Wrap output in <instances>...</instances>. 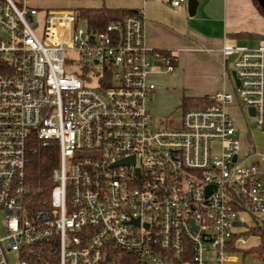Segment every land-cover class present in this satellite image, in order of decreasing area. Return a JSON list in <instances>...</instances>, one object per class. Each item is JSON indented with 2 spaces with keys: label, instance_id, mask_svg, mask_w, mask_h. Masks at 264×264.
<instances>
[{
  "label": "built area",
  "instance_id": "1",
  "mask_svg": "<svg viewBox=\"0 0 264 264\" xmlns=\"http://www.w3.org/2000/svg\"><path fill=\"white\" fill-rule=\"evenodd\" d=\"M222 52L233 89L154 126L155 76L176 57L145 44L142 9L94 29L75 10L0 0V264H223L243 216L264 218V163L240 154L233 115L261 130L264 160V44ZM50 142L59 162L38 206L27 155Z\"/></svg>",
  "mask_w": 264,
  "mask_h": 264
},
{
  "label": "crops",
  "instance_id": "2",
  "mask_svg": "<svg viewBox=\"0 0 264 264\" xmlns=\"http://www.w3.org/2000/svg\"><path fill=\"white\" fill-rule=\"evenodd\" d=\"M194 14H189L187 5L173 8L168 0H69L73 8L142 9L145 44L150 48L170 51L176 57L174 73L158 92L166 94L178 91L194 97L212 96L215 92L233 89L232 79L227 70L234 56L223 55L224 47L256 48L264 44V15L253 0H196ZM247 36H237V35ZM159 83V82H158ZM263 135V134H262ZM250 142L256 154L250 161L264 160L263 138L260 147ZM254 224L237 229L246 233ZM249 239L238 242L236 248L245 251ZM232 253H229L230 255ZM263 260L262 253L255 254ZM233 257L224 260L232 262ZM224 264V263H223Z\"/></svg>",
  "mask_w": 264,
  "mask_h": 264
},
{
  "label": "trees",
  "instance_id": "3",
  "mask_svg": "<svg viewBox=\"0 0 264 264\" xmlns=\"http://www.w3.org/2000/svg\"><path fill=\"white\" fill-rule=\"evenodd\" d=\"M253 1L258 10L264 15V11L258 2L256 0ZM75 11L79 18L85 19L88 26L94 29H102L113 21L121 20L128 15L134 14L133 10L113 9L104 6L99 8H77ZM237 36L247 35L239 34ZM181 101L183 109L208 108L214 105V101L210 96H183ZM32 147V150L27 155L25 182L29 188V196L35 201L36 205L40 206L43 199L48 196L50 188L52 187L51 174L53 169L58 166L59 152L55 142H50L47 145L35 143ZM245 235L258 237L260 243L257 247L244 251V253L256 252L264 255V218L260 222L254 220V225ZM237 251L240 250L233 247L230 248L231 253ZM185 260H190V258L183 257L182 261Z\"/></svg>",
  "mask_w": 264,
  "mask_h": 264
},
{
  "label": "rangeland",
  "instance_id": "4",
  "mask_svg": "<svg viewBox=\"0 0 264 264\" xmlns=\"http://www.w3.org/2000/svg\"><path fill=\"white\" fill-rule=\"evenodd\" d=\"M30 6H33L35 8H38V11L44 12L46 10H75L77 8H73L70 6H67L66 3L69 2V0H27ZM35 19L39 22V25L41 26L43 21H42V15L38 14L35 16ZM39 26V27H40ZM79 27L85 26V22L81 21L78 25ZM67 55L76 58V54L73 52H68ZM174 72L171 73H166V74H158L155 76V81L157 83L158 87H162L164 82L168 80L172 76ZM159 82V83H158ZM156 97L154 95L150 108L151 112L154 117V126L159 125L160 122L162 124H165L167 127H174L178 122L179 119L182 115L183 112V107H182V97H194L190 94L185 93H180L173 91L170 89V92L166 94H160L158 92ZM233 115L236 120V124L238 126L239 132H238V137L241 142V155L247 153L249 151V146H250V139H253V143L260 147L261 144V139L263 138L261 130L257 129L254 124L252 119H246L244 122L243 119L239 116L236 110H233ZM242 115V114H241ZM246 126L250 131V134L246 131ZM214 149L217 151L218 148L215 145ZM250 161V159H249ZM244 219L249 222L250 224H254L253 218H251L250 215L246 214L243 216ZM249 239L248 242V247L243 248V250L248 251L251 250L255 247H257L260 243V240L256 236H247ZM256 252H249V253H244V251H237L233 252L230 255H227L228 258L233 257L232 262H224V264H264V258L263 260H259L258 257L255 255ZM225 257V259L227 258Z\"/></svg>",
  "mask_w": 264,
  "mask_h": 264
},
{
  "label": "water",
  "instance_id": "5",
  "mask_svg": "<svg viewBox=\"0 0 264 264\" xmlns=\"http://www.w3.org/2000/svg\"><path fill=\"white\" fill-rule=\"evenodd\" d=\"M259 4V6L263 9L264 11V0H256ZM196 6H197V1L196 0H189L187 3V8H188V12L189 14H194L195 10H196ZM231 67V66H230ZM231 75L236 83V85H238V81L235 78V73L234 71L231 72ZM249 113L250 114H254V109L253 108H249ZM237 225H239V223H237Z\"/></svg>",
  "mask_w": 264,
  "mask_h": 264
}]
</instances>
